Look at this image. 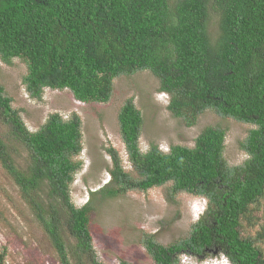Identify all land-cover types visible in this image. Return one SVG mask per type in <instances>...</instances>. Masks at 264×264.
I'll list each match as a JSON object with an SVG mask.
<instances>
[{
    "label": "trees",
    "instance_id": "trees-1",
    "mask_svg": "<svg viewBox=\"0 0 264 264\" xmlns=\"http://www.w3.org/2000/svg\"><path fill=\"white\" fill-rule=\"evenodd\" d=\"M216 16L217 33L209 32ZM26 63L22 84L31 98L45 88L71 91L83 103L106 102L113 80L148 70L168 94L167 110L186 127L210 109L253 125L239 147L248 157L229 165L223 156L226 131L207 125L191 147L163 152L139 148L142 117L133 98L117 114L120 138L134 174L108 147L110 181L98 193L146 192L169 183L165 198L203 196L206 208L188 235L167 245L145 234L142 244L157 264H179L181 254L217 251L232 264H264V225L243 237L249 206L264 198V0H0V59ZM0 86V122L27 152L17 168L0 137V162L30 205L61 264H101L89 231V206L73 205L69 185L81 167L80 118L51 113L29 131ZM46 184L47 209L32 196ZM93 193V192H92ZM73 239V263L60 234ZM2 257V256H1ZM119 264H131L120 260Z\"/></svg>",
    "mask_w": 264,
    "mask_h": 264
},
{
    "label": "rangeland",
    "instance_id": "rangeland-1",
    "mask_svg": "<svg viewBox=\"0 0 264 264\" xmlns=\"http://www.w3.org/2000/svg\"><path fill=\"white\" fill-rule=\"evenodd\" d=\"M209 32L212 38L216 36L215 15L210 19ZM25 73L26 63L22 59L13 58L9 65L0 59V86L11 98V106L19 111L29 131L37 130L51 113H58L63 119L72 114L80 118L82 150L76 158L81 167L73 175L69 196L73 205H88L90 208L89 231L101 264H119L120 260L131 264H157L144 248L143 236L151 235L163 245L184 238L203 209V205L196 201L197 196L189 193H179L173 202H168L165 190L169 183L146 192L129 190L109 197L98 193L110 181L108 147L117 151L122 168L134 174L120 138L117 119L119 109L127 98L132 97L141 112L139 148L142 152L151 145H156L163 152L168 151L171 145L191 147L201 129L212 125L226 131L223 156L229 165L240 164L248 157L240 149L239 142L244 140L253 125L207 109L198 116L195 125L186 127L167 110L169 96L161 94L158 80L148 70L114 78L109 99L90 103L76 100L67 89L45 88L41 98H31L22 84ZM8 134V126L0 122V137H5L9 145L13 164L23 169L27 165V152ZM32 196L44 209L51 204L61 210L58 202L52 203L48 198L46 184L39 186ZM243 225V237L250 238L264 225V198L249 206ZM60 234L67 256L73 263L70 252L74 241L64 228H60ZM260 247L264 255V243ZM220 257L217 251L198 256L181 254L179 264H222ZM0 264H61L47 233L1 162Z\"/></svg>",
    "mask_w": 264,
    "mask_h": 264
},
{
    "label": "clouds",
    "instance_id": "clouds-1",
    "mask_svg": "<svg viewBox=\"0 0 264 264\" xmlns=\"http://www.w3.org/2000/svg\"><path fill=\"white\" fill-rule=\"evenodd\" d=\"M160 92H161L162 95L167 94V93L164 92V91H160ZM67 119H68V118H67ZM126 157H127V154H126ZM196 196H197V195H196ZM196 201H197V203L203 205V209H202V211L199 212V214L202 215L203 212L205 211V208H206V199H205L203 196H199V195H198L197 198H196ZM198 218H200V217H198ZM220 256H221L220 258H221V262H222V264H232L231 261H230L226 256H224L223 254H220Z\"/></svg>",
    "mask_w": 264,
    "mask_h": 264
}]
</instances>
